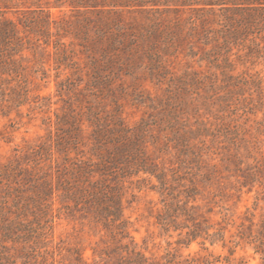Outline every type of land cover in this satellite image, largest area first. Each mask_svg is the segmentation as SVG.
I'll return each instance as SVG.
<instances>
[{
    "label": "rangeland",
    "instance_id": "obj_1",
    "mask_svg": "<svg viewBox=\"0 0 264 264\" xmlns=\"http://www.w3.org/2000/svg\"><path fill=\"white\" fill-rule=\"evenodd\" d=\"M209 1L0 0L17 40L15 67L0 65V264H121L123 246L148 264H262L238 235L264 222V21L232 13L223 34ZM113 21L127 33L110 48L95 22ZM101 179L119 188L125 238L74 188ZM184 208L214 244L189 242Z\"/></svg>",
    "mask_w": 264,
    "mask_h": 264
},
{
    "label": "trees",
    "instance_id": "obj_2",
    "mask_svg": "<svg viewBox=\"0 0 264 264\" xmlns=\"http://www.w3.org/2000/svg\"><path fill=\"white\" fill-rule=\"evenodd\" d=\"M211 5V8L214 6H220L219 8V13H218V17L221 18L219 20H222L220 23L221 29L220 31L224 32L223 34H232L234 32H236V28H234L233 26H229L230 23H227V21L231 18V14H235V13H242L244 15V19L249 20L250 22H252L253 24H256L257 22V18H262V21H264V0H242V1H238V2H234V1H223V0H212L209 1ZM190 5V4H187ZM97 9H92L91 13L95 14L96 16L98 15H119L120 12L118 11H114L113 9H108L106 11H96ZM204 10V8L202 9V11ZM204 12V11H203ZM247 17V18H246ZM190 23L192 26L193 30L198 31L199 28L197 26V22L198 20H200L201 22L204 21L205 18H203V15H195L194 17H190ZM234 22H236L234 20ZM260 22V21H259ZM258 22V23H259ZM256 25H259V24ZM96 38L98 39V41L103 42V40L105 39V37L109 38L110 40V48L115 47V42H117V39L120 37H124L126 35V31L123 27H121L120 24L115 23L114 21L111 22H107L105 23V28L100 29V25L98 23H96ZM232 25V24H231ZM176 27L178 26V30H181V26L180 24H176ZM180 27V28H179ZM112 28H116V32L111 31ZM147 32L146 34H150V35H159V33L157 30H155V28L151 29V26L148 27V29H146ZM105 31V32H103ZM15 30L13 25H11V23H6V22H1L0 21V65L2 67H8V65H12L15 67L14 63L15 60L13 59L12 52L16 50L17 54V49H16V45H17V40L15 39ZM106 32H109L106 34ZM167 35V33H164ZM208 38V36L206 37ZM223 38H226L223 36ZM226 40V39H224ZM128 41H132V38H129ZM133 42V41H132ZM208 44V43H205ZM165 48L168 49L172 46V44L170 43V41H166L165 42ZM105 50V49H104ZM152 50V45L149 46L148 48V52ZM22 50H20L21 52ZM106 52V50H105ZM109 60H111V62H113L114 60L112 58H109ZM108 60V61H109ZM110 63V61H109ZM201 131V128L199 127L197 130H191L189 129L187 132H185V134L187 135H195L194 132H196V136L197 134H199ZM201 134V133H200ZM199 136V135H198ZM201 136V135H200ZM181 141L184 143L186 141L185 137H182ZM199 141L201 143L204 142V140H202V136L199 139ZM141 158V157H140ZM66 160H69V157L65 158ZM143 160V159H142ZM103 166V165H102ZM86 168H84L83 166L79 165L78 162H74L71 165V171L73 172V174L77 175V176H84V178L86 177V182H87V174H91L93 171L92 169H90V164L86 163L85 165ZM95 167H97L98 171L100 174H104V170L101 169V165L97 164L95 165ZM3 168L8 169V166H3ZM144 173H149L151 176H155L157 178V180L160 182L161 187L160 188H164V186H166V179H165V175L164 173H157L154 169H142ZM0 172H3V170H0ZM11 173L14 176V172L13 169L11 170ZM248 177L250 178V181H244L242 183V187H246L248 186L251 182H254L255 178V173L254 172H250L248 174ZM80 180V179H79ZM85 179H83L84 181ZM89 182V185L91 186V190L87 189V188H81L79 186H75L74 185H69L70 187H74L77 191L80 192L82 197H85L86 199L90 198V201L93 200V202L99 203L102 202V206L100 208L106 222H109L110 225H114L116 227V229L118 230V232L121 234L122 238L127 237V223L126 221L123 219V215H122V206H121V200L119 198V188L118 186H106L103 183V180H96V181H92ZM36 187V186H35ZM241 188L239 190H241ZM251 189V188H250ZM46 190L52 193V187L49 186V184H46ZM46 195H48L47 192H45ZM189 196V195H188ZM37 196L35 197H30V199L32 200V202L37 201ZM18 205L19 202L17 201ZM189 201L184 202L185 205H188ZM182 214H185L186 216H188V219L193 222L194 228L191 229L188 232L189 235V242L198 240V239H202V244L205 243L206 240H210L211 244H214L215 241L212 240V235L209 233V227H206L203 229L201 222L200 221H196L197 219L193 218L190 213H188L187 209L184 208L182 209ZM262 229L259 232V235H248L245 236L243 232L239 233V237L241 240L245 241L247 244H253L254 245V249L255 252L260 253L263 255V259H264V222L262 224ZM223 230L224 228H220L218 230V232L216 233V235H218V239L219 241H222L223 246H226L225 240H224V235H223ZM239 242L236 244L238 245ZM123 252L126 253V255L121 257V264H148L147 260L145 259V257L139 253V252H135L134 250L130 251L128 249V246H123L122 247ZM229 252H230V256H233L236 252L235 250V246L234 247H230L229 248ZM226 262H230L229 258L225 259ZM214 262H221L220 260H215V261H207V264H213ZM262 264H264V260L262 262Z\"/></svg>",
    "mask_w": 264,
    "mask_h": 264
}]
</instances>
